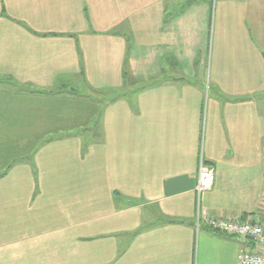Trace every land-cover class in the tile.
Returning <instances> with one entry per match:
<instances>
[{"label":"crops","instance_id":"crops-1","mask_svg":"<svg viewBox=\"0 0 264 264\" xmlns=\"http://www.w3.org/2000/svg\"><path fill=\"white\" fill-rule=\"evenodd\" d=\"M0 125L47 140L0 173V264H238L196 186L264 225V0H0Z\"/></svg>","mask_w":264,"mask_h":264},{"label":"built area","instance_id":"built-area-1","mask_svg":"<svg viewBox=\"0 0 264 264\" xmlns=\"http://www.w3.org/2000/svg\"><path fill=\"white\" fill-rule=\"evenodd\" d=\"M197 193V225L202 223L214 232L240 240H248L253 249L242 250L238 256V264H264V225L252 221L231 220L222 216H211L202 207V196L215 184V171L203 158L200 160Z\"/></svg>","mask_w":264,"mask_h":264},{"label":"rangeland","instance_id":"rangeland-1","mask_svg":"<svg viewBox=\"0 0 264 264\" xmlns=\"http://www.w3.org/2000/svg\"><path fill=\"white\" fill-rule=\"evenodd\" d=\"M81 99L83 100H93V99H102L101 107L108 101L106 98H111L113 97L112 94L108 96H101L97 94H93L90 92H87V90L84 89H79L78 90ZM99 94V93H98ZM11 108L10 106H8ZM10 110V109H9ZM7 126L5 125H0V134L5 135L0 138V173L7 171L8 167L13 165L14 160L18 159L22 155L26 154L28 156L33 149L41 143V141H47V140H39V139H33V138H26V137H18L17 132H14L11 130L9 132L8 129H5ZM85 129H88V132L92 131H99V122L98 118L94 117V120L90 123H87ZM92 134V133H88ZM87 134V135H88ZM21 153V154H20ZM20 154V155H19Z\"/></svg>","mask_w":264,"mask_h":264},{"label":"trees","instance_id":"trees-1","mask_svg":"<svg viewBox=\"0 0 264 264\" xmlns=\"http://www.w3.org/2000/svg\"><path fill=\"white\" fill-rule=\"evenodd\" d=\"M124 77H125V79H126V77H127V73L125 72L124 73ZM169 223H175V221H170ZM232 238V237H231ZM235 239V238H234Z\"/></svg>","mask_w":264,"mask_h":264}]
</instances>
